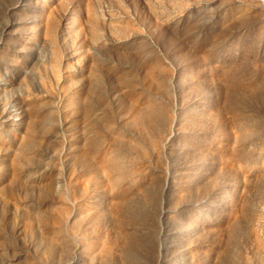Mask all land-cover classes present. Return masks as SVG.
Listing matches in <instances>:
<instances>
[{"label":"rangeland","instance_id":"1","mask_svg":"<svg viewBox=\"0 0 264 264\" xmlns=\"http://www.w3.org/2000/svg\"><path fill=\"white\" fill-rule=\"evenodd\" d=\"M0 264H264V0H0Z\"/></svg>","mask_w":264,"mask_h":264},{"label":"bare ground","instance_id":"2","mask_svg":"<svg viewBox=\"0 0 264 264\" xmlns=\"http://www.w3.org/2000/svg\"><path fill=\"white\" fill-rule=\"evenodd\" d=\"M121 189V188H120ZM118 198V197H117ZM130 198V197H129Z\"/></svg>","mask_w":264,"mask_h":264}]
</instances>
